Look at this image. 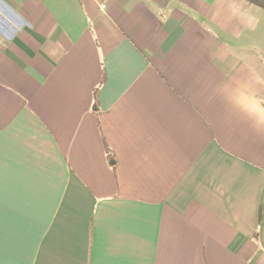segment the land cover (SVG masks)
I'll use <instances>...</instances> for the list:
<instances>
[{
  "label": "crops",
  "instance_id": "crops-1",
  "mask_svg": "<svg viewBox=\"0 0 264 264\" xmlns=\"http://www.w3.org/2000/svg\"><path fill=\"white\" fill-rule=\"evenodd\" d=\"M0 264H264V10L0 0Z\"/></svg>",
  "mask_w": 264,
  "mask_h": 264
},
{
  "label": "trees",
  "instance_id": "trees-1",
  "mask_svg": "<svg viewBox=\"0 0 264 264\" xmlns=\"http://www.w3.org/2000/svg\"><path fill=\"white\" fill-rule=\"evenodd\" d=\"M249 5H254L264 10V0H244Z\"/></svg>",
  "mask_w": 264,
  "mask_h": 264
},
{
  "label": "built area",
  "instance_id": "built-area-1",
  "mask_svg": "<svg viewBox=\"0 0 264 264\" xmlns=\"http://www.w3.org/2000/svg\"><path fill=\"white\" fill-rule=\"evenodd\" d=\"M101 8H102V9L104 8V5H103V4L101 5Z\"/></svg>",
  "mask_w": 264,
  "mask_h": 264
},
{
  "label": "rangeland",
  "instance_id": "rangeland-1",
  "mask_svg": "<svg viewBox=\"0 0 264 264\" xmlns=\"http://www.w3.org/2000/svg\"><path fill=\"white\" fill-rule=\"evenodd\" d=\"M261 96H263V94H260Z\"/></svg>",
  "mask_w": 264,
  "mask_h": 264
}]
</instances>
